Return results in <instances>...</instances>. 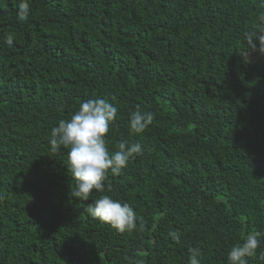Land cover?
I'll return each instance as SVG.
<instances>
[{"label":"trees","instance_id":"1","mask_svg":"<svg viewBox=\"0 0 264 264\" xmlns=\"http://www.w3.org/2000/svg\"><path fill=\"white\" fill-rule=\"evenodd\" d=\"M20 2L0 0V264H229L249 232L264 264V55L243 39L264 0H28L26 22ZM93 98L118 108L110 153L142 154L83 201L50 133ZM137 106L156 114L140 134ZM105 194L146 229L85 211Z\"/></svg>","mask_w":264,"mask_h":264},{"label":"clouds","instance_id":"2","mask_svg":"<svg viewBox=\"0 0 264 264\" xmlns=\"http://www.w3.org/2000/svg\"><path fill=\"white\" fill-rule=\"evenodd\" d=\"M17 18L26 22L31 11L28 0H21L18 5ZM264 19V18H262ZM13 35L6 37L9 46L13 43ZM244 42L250 52H258L264 55V27H257L252 31L243 33ZM258 40L259 45L254 41ZM118 108L104 98L85 100L79 110L71 116L70 120H60L58 126L51 129V151L57 153L61 146L68 151L69 171L77 181L72 189L73 197L88 201L93 190L104 193L111 191V184L105 186L109 170L119 174L128 166L129 161L136 155L142 154L140 144H130L128 140L121 139L117 142L118 150L110 153L107 134L111 131L110 125L116 119ZM155 113L142 111L137 106L131 114L130 130L132 133H143L154 121ZM92 217L110 224L119 232H132L139 227L140 231L146 229V222L137 224V216L128 203H122L113 199L110 195H101L93 203L87 204L85 209ZM259 232H249L244 242L236 244L228 253L229 264H247V257L256 254L260 247ZM169 236L177 243L180 241V233L176 230L169 232ZM190 264H202L201 250L197 247L189 249ZM264 259V257H262ZM134 264H144L137 259Z\"/></svg>","mask_w":264,"mask_h":264}]
</instances>
